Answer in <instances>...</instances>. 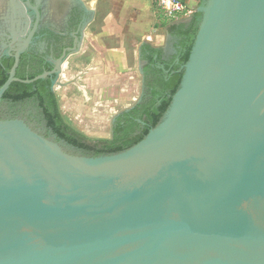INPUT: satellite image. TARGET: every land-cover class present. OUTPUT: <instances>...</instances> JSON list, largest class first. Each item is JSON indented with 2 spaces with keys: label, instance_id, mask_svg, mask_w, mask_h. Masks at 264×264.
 <instances>
[{
  "label": "water",
  "instance_id": "obj_1",
  "mask_svg": "<svg viewBox=\"0 0 264 264\" xmlns=\"http://www.w3.org/2000/svg\"><path fill=\"white\" fill-rule=\"evenodd\" d=\"M196 12L180 88L128 151L72 156L0 121V264H264V0ZM32 35L0 102L15 82L61 85L66 52L49 72L15 77Z\"/></svg>",
  "mask_w": 264,
  "mask_h": 264
},
{
  "label": "trees",
  "instance_id": "obj_2",
  "mask_svg": "<svg viewBox=\"0 0 264 264\" xmlns=\"http://www.w3.org/2000/svg\"><path fill=\"white\" fill-rule=\"evenodd\" d=\"M198 1L203 5L207 0ZM201 19L202 13L194 12L188 23L168 25L167 33L176 39L173 55L165 56L160 49L142 45L140 55L145 64L141 98L114 117L109 139H90L63 117L49 78L31 84L12 83L0 102V121L21 120L72 156L99 158L128 151L162 122L180 88L183 67L188 62ZM25 60L21 58L16 70L15 77L20 80H31L49 70L42 68L43 62L38 57H32L26 69ZM10 68L11 63L0 64V87L7 80Z\"/></svg>",
  "mask_w": 264,
  "mask_h": 264
},
{
  "label": "crops",
  "instance_id": "obj_3",
  "mask_svg": "<svg viewBox=\"0 0 264 264\" xmlns=\"http://www.w3.org/2000/svg\"><path fill=\"white\" fill-rule=\"evenodd\" d=\"M121 1L125 3L122 9L121 21L123 22L125 17V22L129 28V34L133 36V40L129 43V47L109 48L111 57L106 56L108 51L106 47L102 49L98 43L89 40L90 37L87 36V32L92 29L91 26L93 24L97 23V8H92L83 3L84 6L93 11V17L91 22L84 27L79 48L66 59L62 67V72H64V75L61 74L62 82H66L65 84L71 82L70 86L73 87L76 92L72 94V97L77 99V102L74 103L72 108L68 106L71 104L66 102L60 103L58 101L60 111L64 118L68 117L66 115L67 112L77 110L78 114L81 115L80 117L87 122L90 121L91 123L100 124L103 122L104 116L107 115L108 112H112V124L114 117L118 113L131 108L141 98L143 89L142 67L145 64V62L141 60L140 55L142 45L148 44L160 49L165 56L173 55L176 52L174 47L176 39L169 35L166 29L168 25L171 24L188 23L190 17H179L165 26L166 40L163 45L161 37L156 33L155 29L157 26L156 24L159 25L161 20L153 9L152 0ZM181 1L185 3L188 8L196 7L198 3V0ZM107 17L111 18L112 14H107ZM107 34L108 33L105 31L104 33L98 34V36H107ZM94 39L104 45V42L102 40L100 41V38L97 39V36ZM169 44L171 45V49L169 48ZM89 46L95 50L91 54L87 53V51H90ZM98 57H100V59H98ZM82 61L88 62L84 71L83 69H80V71L76 70V67L79 68L77 63L81 64ZM69 63L72 64L71 71L67 72L64 66ZM117 68L122 69L123 72L116 73L115 69ZM66 76L68 79H65ZM78 131L82 133L81 130ZM83 134L86 136L85 133Z\"/></svg>",
  "mask_w": 264,
  "mask_h": 264
},
{
  "label": "flooded vegetation",
  "instance_id": "obj_4",
  "mask_svg": "<svg viewBox=\"0 0 264 264\" xmlns=\"http://www.w3.org/2000/svg\"><path fill=\"white\" fill-rule=\"evenodd\" d=\"M27 2L38 11V18ZM92 17L91 10L78 0H0V64L12 67L15 50L33 32L19 64L26 58L28 69L32 57H38L42 68L49 67L45 72L51 71L64 52L68 58L72 49L79 48L85 23ZM47 78L50 83L54 80Z\"/></svg>",
  "mask_w": 264,
  "mask_h": 264
},
{
  "label": "rangeland",
  "instance_id": "obj_5",
  "mask_svg": "<svg viewBox=\"0 0 264 264\" xmlns=\"http://www.w3.org/2000/svg\"><path fill=\"white\" fill-rule=\"evenodd\" d=\"M80 3H84L85 5H89L92 8H97V23L93 24L91 26L92 29H90L89 32H87V36L90 37V41H95L98 43V45L103 49L106 47L108 49L106 56L111 57V52L109 51L111 47H129V43L133 40V36L129 34V28L127 27V24L125 22V17L123 19V22L121 21V14L122 9L125 5L121 0H78ZM200 7L199 1L196 4V7L189 8L191 12L197 11V9ZM153 9L156 11V14L158 17H160V23L159 25L155 27L156 33L161 37L162 44L165 43L166 38V30L165 26L171 22H173L175 19L179 18H167L162 11L153 3ZM107 14H112L111 18L107 17ZM125 26H124V25ZM161 24V25H160ZM142 25V24H141ZM140 26V25H139ZM107 32V36H98L100 33ZM111 35V36H108ZM97 36V39L100 41L102 40L104 42V45L100 42H97L94 38ZM90 47V51H87L88 54H91L95 50ZM169 48L171 49V45L169 44ZM86 54L87 56H89ZM100 59V57H98ZM83 62V61H82ZM81 64L77 63L79 66L76 67V70L83 69L86 67V64L88 62H83ZM71 63L68 65H65L64 68L65 71L69 72L71 71ZM116 73L123 72L122 69H115ZM61 74L64 75V72L59 74L57 78V82H60L61 85H54V92L57 95L58 101L60 103H68L71 105H68L72 108L75 102H77L75 98L72 97L73 93L75 92V89L71 87L70 83L62 82ZM107 74V73H104ZM64 79V78H63ZM65 79H68L66 76ZM72 80V79H71ZM70 80V81H71ZM112 112H108L107 115L104 116L103 122L100 124L91 123L90 121L87 122L85 119L80 117L81 115L78 114L77 110H73V112H67L66 115L68 116L66 119L69 120V123H72V126L74 125L75 129L81 130L82 133L86 134V137L90 139H96V138H109L111 134V114ZM66 117V116H65ZM82 118V119H81Z\"/></svg>",
  "mask_w": 264,
  "mask_h": 264
},
{
  "label": "built area",
  "instance_id": "obj_6",
  "mask_svg": "<svg viewBox=\"0 0 264 264\" xmlns=\"http://www.w3.org/2000/svg\"><path fill=\"white\" fill-rule=\"evenodd\" d=\"M167 18L190 17L193 12L181 0H152Z\"/></svg>",
  "mask_w": 264,
  "mask_h": 264
},
{
  "label": "bare ground",
  "instance_id": "obj_7",
  "mask_svg": "<svg viewBox=\"0 0 264 264\" xmlns=\"http://www.w3.org/2000/svg\"><path fill=\"white\" fill-rule=\"evenodd\" d=\"M103 90V89H102ZM99 92H100V90H99ZM102 92V91H101ZM105 94V93H104ZM98 95V94H97ZM104 96V95H103ZM107 96V95H106Z\"/></svg>",
  "mask_w": 264,
  "mask_h": 264
}]
</instances>
